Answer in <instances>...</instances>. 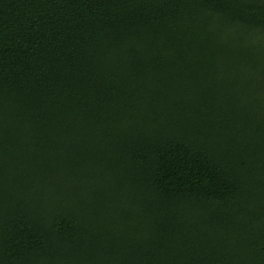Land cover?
Segmentation results:
<instances>
[{
    "label": "trees",
    "instance_id": "trees-1",
    "mask_svg": "<svg viewBox=\"0 0 264 264\" xmlns=\"http://www.w3.org/2000/svg\"><path fill=\"white\" fill-rule=\"evenodd\" d=\"M0 264H264V0H0Z\"/></svg>",
    "mask_w": 264,
    "mask_h": 264
}]
</instances>
